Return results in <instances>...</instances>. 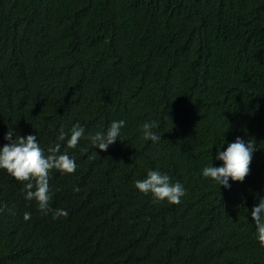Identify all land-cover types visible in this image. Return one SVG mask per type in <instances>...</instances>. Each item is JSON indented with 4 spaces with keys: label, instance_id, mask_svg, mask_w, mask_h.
Masks as SVG:
<instances>
[{
    "label": "trees",
    "instance_id": "trees-1",
    "mask_svg": "<svg viewBox=\"0 0 264 264\" xmlns=\"http://www.w3.org/2000/svg\"><path fill=\"white\" fill-rule=\"evenodd\" d=\"M120 120L107 151L81 138L67 149L75 172H50V207L67 217L0 169V264H264L251 216L264 198V0H0V148L11 129L63 153L61 128ZM237 137L256 149L225 188L202 169ZM149 170L183 185L179 204L134 186Z\"/></svg>",
    "mask_w": 264,
    "mask_h": 264
},
{
    "label": "clouds",
    "instance_id": "clouds-1",
    "mask_svg": "<svg viewBox=\"0 0 264 264\" xmlns=\"http://www.w3.org/2000/svg\"><path fill=\"white\" fill-rule=\"evenodd\" d=\"M125 121H113L106 132H97L85 136V129L79 123L71 128L70 138L63 128L60 129L58 140H66V150L61 153L60 143L50 146L45 155L44 150L39 146L37 137L28 135L27 137L17 136L13 139L10 129L6 139L10 143L0 148V169H6L16 180L24 184L23 192L27 200H35L38 210L47 215L53 213V219L67 217L68 213L62 209H51L50 207V172L57 170L62 174H73L76 170V163L67 154V149L75 148L81 138L91 141L94 148L107 151L109 146L114 144L120 137L121 129L125 126ZM155 122H145L142 125L143 138L158 142L161 136L157 135L153 128ZM120 140V139H119ZM256 145L248 140L237 137L235 142L229 143L226 150L218 151L215 159L222 161L220 167L206 166L202 169L205 178H211L217 184L230 188L229 180L243 182L250 172V164ZM134 186L144 194H152L153 203L167 200L170 204H179L181 197L185 195V190L179 182L172 183L167 174H162L159 170L147 171L146 178L136 180ZM78 191V189H77ZM252 219L256 226V237L262 247H264V198L254 206L251 211ZM25 220L30 219V213H25Z\"/></svg>",
    "mask_w": 264,
    "mask_h": 264
}]
</instances>
